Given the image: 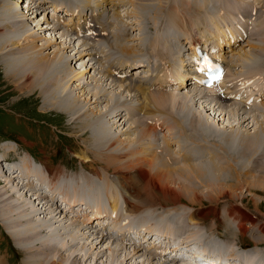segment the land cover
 Returning a JSON list of instances; mask_svg holds the SVG:
<instances>
[{
	"label": "bare ground",
	"instance_id": "6f19581e",
	"mask_svg": "<svg viewBox=\"0 0 264 264\" xmlns=\"http://www.w3.org/2000/svg\"><path fill=\"white\" fill-rule=\"evenodd\" d=\"M9 1L0 0V55H3L5 51L8 53L7 55H10L8 58L0 59L2 60V66L4 67L6 75L10 79H12L15 86L18 87L21 91L23 89H27L28 91H31L30 93H32L37 90L36 92L42 98L43 104L47 107H53L54 109H58L59 107L60 109H63L65 114H67V116L69 117L68 127H72L73 131L77 133L79 130L80 132L83 131L85 134H89L91 138H86L85 140V144L88 145L85 146L87 147L86 149L91 152V154L93 153L94 155H96L97 158H103L107 161V163L103 166L105 170L110 169L108 165L109 163L115 166L113 170L118 174L113 180L116 182V184H121L120 187L124 190L123 198L127 202L125 209L133 213L131 215L136 214L134 218H131V215L129 217L125 216L117 218V216H114L112 218L110 217L109 219L107 218L110 228L103 227V229H101V232H96V234L102 233V240H100L98 244H103L104 239H110L112 244H114L113 240L116 242L125 243V245L130 244L126 241V234L124 232L128 231L129 227H132V225H136L137 223V225H140V227L142 228H148L145 229V231L147 230L146 233L156 232L158 230H160L164 234H169V236H172L173 233H180L182 237H180L181 240L179 243L182 244L181 246H188V253H190V247L193 248V245L195 244L203 245L210 249L204 251L202 250L203 248L197 245V248L195 249L199 250L200 253H197L198 251L196 252L193 249L192 255H194V258L191 261L194 263H196L195 257L197 255L199 257H202L212 254L216 256L219 255L220 258H226L229 260H240V262L237 264H264V245L262 244L264 242V214L258 209L257 206L253 210L248 211V209L244 207L243 203H239L238 200H241V198H245L243 197L244 195L240 196L237 189L234 187L238 186V188H246V190L255 188L264 189V125L259 126L260 122H257L259 117L257 116V113L251 114V110H264V85H259L256 90V95L258 96L260 103L251 105L250 110H244L240 106L241 104L230 106L231 103H235L231 97L232 94L239 95L238 89L235 88H237L240 82L238 76L233 75L232 78L229 79L230 71L228 72V74H226V78L224 74V78L222 79L220 87L218 88L217 92H215V96H217L218 98H215L214 100H203L205 97L203 95V90L200 88L191 90V88L189 87L190 90L188 91H185L186 89H184V92H181L179 94H176L175 92L171 93L172 91L170 89H176L177 91L178 89L183 90V88L187 86L188 80L190 78H193V74H177L175 72L176 64H172L171 61L173 60L172 55L174 53H177V51L175 52V45L171 44V41L175 38L179 39L180 36L176 37L175 34V37H173V35L171 34L173 28L171 27L172 29L170 30L168 26H161L165 29L166 34L163 33L161 39H159L157 43H155L156 46L152 41H147L145 42V44L143 43V46H139L138 44V47H140L141 51L143 52H145L143 48L147 47L148 53L154 56L158 60V62H161L162 67L159 68V66H157L153 70L152 77L145 78L143 76H138L134 79L129 78V74H126L127 71H130L131 74V71L135 67L142 69L145 66L143 62L138 61L142 59V57L138 59V57H140L138 56L140 50L138 53L132 55L131 57H127L132 53H135L134 50L136 49V47L133 46L132 48H130L126 43L118 45L121 49L122 55H120V63H117V59L115 57V55L117 54H114V49H112V47L114 46L111 44L112 42L109 41V37L112 36L110 35L107 28H113L115 32H117L122 28H124V30H128V28L131 27L126 28L127 23L123 22V19H121V17H118L120 18L118 24L115 25L114 22L111 23L112 20H108L106 17H104L105 15L103 16L102 13H95L94 7L91 6L88 0H84L81 1L85 2L82 10H84L87 5L89 7H92L93 10L91 11V18L84 22L79 21L74 23L73 28L72 26H70V24L66 25L72 30L73 33L77 34L79 37L86 36L84 44L90 45H85V48L83 44L78 45V47L76 45L77 52L74 55V58H77V55H81L83 54V52L89 54V49L92 47V49H96V51H99L100 56L102 55L105 59L104 63L100 62L102 68H99L97 72L101 75V77H99L98 79L94 76H91L93 78L92 81L95 83V86L91 94L90 92H88L89 95L92 96V99H89V95L85 96L86 89L81 86L82 83L79 84V87L81 88L78 87V89H83L84 91L82 90V92L84 93L78 91V94H74L68 90L69 82H66V79L68 75L71 74V69L69 67L71 58H67L65 52H62L61 54V49L54 50L53 56L46 55L45 51L52 46L51 42L46 41L39 46L36 32L34 31V29H32L33 26L30 27L29 22H26L24 20L25 18L26 20L30 21L33 16L32 14L35 12V8L37 9L39 8V6H42L43 10H45L44 8L48 9V7L52 5L54 6V13H59L62 6L66 4L67 7L64 9L66 10V13L68 15H74L76 14L77 10H81L80 7L75 8L76 4H78V0H63L61 2L62 6L58 4V2H56L60 0H55L50 3L48 7L45 6L46 3H42L37 6L40 0H36V3H33L32 0H29V12H25L23 9L21 10L18 5H10L11 2ZM41 1L44 2V0ZM73 1L77 2L73 4ZM103 1L104 2L100 4L99 8H103V4L105 3L112 4V7H116L114 8V15L120 16L118 8L123 6V0L119 1L117 4H113L112 1L114 0ZM255 1L256 2L251 3L249 2V0H185V2L183 0H179L178 3H175V6L180 8L184 5L186 7V10H184L186 11V16L184 17L182 15L184 17L182 22L175 27H177L180 31L184 30L189 34V48H191V53H194L195 56V49L199 47V45H201L200 38L195 34L197 32L193 33L196 21H198V23L202 22V24L207 23V26H211L214 19L211 15L214 13H216V15H214L215 17L218 14L220 17L221 15H223V17L225 16V19H228L231 16L242 18L243 15L250 19H257L259 21L257 27L251 26L249 27V30L244 28V32L241 30V27V29L238 31V35H236V33H234L231 29L227 31V33L226 31H219V40H224V42L227 41L226 43L229 46H232L233 44H236L240 40V38L243 39L245 35H248L249 38L262 43L252 45L251 47L253 51L264 52V6L262 5L264 1ZM164 2L165 0H126L125 4L131 3V5L136 8L137 6L138 8L139 6H143L145 7V9L148 8V6L146 5H149V10L153 7L160 10L162 8L163 10L165 9V6L163 7ZM171 3H174V1ZM224 5L228 6L226 11H224ZM239 6L241 9H238ZM189 7L190 11L192 12L187 10V8ZM140 9L142 10V8ZM149 10L144 14H140L137 10L134 11L135 15L139 18V25H143V28L145 25V29H150L151 27L152 29H156V26L161 23V25L170 24L174 26V24L170 22L172 14L170 15V12H167V8L165 10V13L163 12V15H159L153 10L152 12H154L155 15H152L150 14ZM201 13H205L206 16L205 18L203 17V19L200 21V16L197 15ZM78 16H81V14ZM173 17H175V15ZM56 18L54 27L58 28L62 18L58 15ZM165 18L168 20H165ZM233 20L229 23L232 24ZM176 30H174L173 32H175ZM87 31H92V33L86 35L85 33ZM14 33H16V35L12 36ZM125 33L128 36L129 32L127 33L126 31ZM140 34L142 33L140 32ZM116 35L120 36V31L118 34L116 33ZM144 35L147 36V34ZM60 37L63 38V42L67 45L65 47L66 52H68L69 48H74V44L76 41L74 38H72V35L69 32H64ZM183 38L184 36L182 35V41ZM89 39H91L92 41H89ZM209 39L211 38L205 37V40L203 39V43L207 44ZM101 41H103V43H101ZM220 41L217 46L219 47V51H222V48L220 46L223 42ZM105 46L112 50V52H110V55H112L111 65H109L108 61L105 58ZM160 47H163L166 50V53L164 55H160L161 53L158 52ZM96 54L98 56V53ZM245 55V58L250 59L248 54ZM214 57H216V55H214ZM91 59L93 58L90 57L88 62ZM228 64L230 63L228 62ZM255 64L256 66H258V64H261L260 60H257ZM106 66L116 72V82L114 84L117 85L119 89H121V91L119 92L120 94H117L119 97L122 96V100L120 101L119 105V102L113 103L112 108H116V110H118V114L121 111L122 116L124 114L125 117H127L128 115L133 116L135 120L131 122L132 124L129 126V128H131L132 126L135 127L134 131H137V134L136 136H134V138L130 139V143L125 142L124 140L120 139V136L118 137L114 134L112 130L113 126L114 128L120 127L122 124L120 122L123 120V123H125V119L123 117H119L120 119L117 124H114L113 119L112 121L110 120L111 118L108 119L109 114L112 110V108L110 107L111 105L109 106L110 109H107L105 111L98 109L97 111L94 106H90L91 103H96L97 101L101 100L103 96L106 97V94L109 93V89L113 88L114 86L111 85L108 88L102 87V72L103 67ZM203 68L204 66L198 67L197 74L201 75V72H203L205 69ZM148 71L150 72L151 68ZM156 71L157 73L155 74ZM161 71H163V74H161ZM249 72L254 75L246 77L244 79V83H246L254 76L256 78H264V68L251 67ZM78 74L79 73L75 72L73 77L77 81L79 80L82 82L81 77L83 76V78H85V74H80V76ZM155 85L159 86V90L156 89L157 91H152ZM168 90H170V92ZM125 91L128 92V96H126V98H123ZM115 95V93L111 94L106 100L111 103L112 100H114L113 98L115 97ZM129 96L130 99H136L137 97L135 96H139L140 99H137H139L140 103L138 102L139 104L137 105L129 106L127 104V97ZM249 97L250 95L247 94V97L244 99L248 100ZM198 104L203 106V108H206L208 113H210V111L212 110V113H210V115L213 118H215V116L217 115L218 118L216 119H218L219 122H208V120L205 119L206 114L203 111H199L196 109V106ZM117 113L116 115H118ZM166 113H168V115ZM183 113H186L184 117L188 116L191 118L192 124H184L181 122ZM262 113H264V111H262ZM235 115L238 116V118H233V116ZM227 118L234 120L236 122V125H234L235 123H231L232 125L230 124L223 126ZM220 122L222 123V125H220ZM246 122L249 126L251 125V128L249 129H253V132L250 134L241 133L238 131L241 127H244L242 125ZM83 127L85 128L82 129ZM89 129L94 130V133ZM164 129H167L168 131L164 133ZM187 131H190L189 135L187 134ZM129 132L130 130H128V132L121 133L124 135V133L129 134ZM141 136L142 140H144L145 146L147 142L150 147H152L151 150H154L152 157L153 162L151 164L149 163V159L145 164L146 158L143 156L145 155V152H143L144 150L141 144V140L136 138ZM158 137H161L160 141L165 139L166 143L164 145H158L157 143L154 145L155 142L152 139ZM180 137H184L185 141L181 140ZM209 142H212V144ZM174 144H176V147L173 148L172 146ZM2 146H5V148L9 147V151H11L10 149H14L13 147H11V145ZM102 148L105 150H102ZM113 148L117 150H115V152H107ZM82 152L83 153L81 154V156L83 158H89V153H87V151L82 150ZM117 152L119 153L115 154ZM19 156L17 158H19ZM125 157H127L128 163L127 161H124ZM111 159L113 160L109 162L108 160ZM155 161H159V163L156 164ZM22 163L24 165H22ZM30 163V159L29 161H24V159L18 160V162L16 161L19 169L16 171V174L20 181H18V179H16L12 174H8V176L6 175V177H4V173L1 172L3 171V169L0 170V180L5 182V185L3 184L2 188H4L6 192L8 191L7 194L5 193V191L0 190V224L3 226L4 230L8 231L9 236L14 242V245L24 251L23 253L25 254L21 262L23 264H90L88 263L89 261L87 262V260L91 257L93 258L90 261L96 259L97 262V260L101 256H98L99 253L95 252L100 251V249L97 251H93L92 249L94 248L92 247V253L90 251V253H88L89 256L86 257L87 259L85 258L86 260L84 261L85 256H81L79 259V253L77 251H73L72 248L75 244H78L77 241L80 238V232H84L83 234H85L86 232L84 228H78L77 221H79V219H83L84 225L88 226L90 222L94 221L93 218L104 217V211H102V189H104L105 186L103 184L101 186L97 181L92 183L93 174L91 176L83 169H77L74 173V176L68 172H63L59 167H53L51 165L48 166L47 163H45V170L43 171L36 169L34 163H32V165ZM124 165L127 170L122 169V166ZM166 166H170L172 168L179 167L176 170V173L178 172L180 174L182 173V170L185 169L186 172L183 174L184 181H182L180 184L178 182L179 185L177 186V181L171 179V173H169L170 169ZM202 166L204 168H202ZM10 167L11 166H9L8 169H12ZM4 171L7 172L8 170ZM93 172H96L94 175L100 174L97 171ZM32 174V177L35 176L36 179V183H33L32 185L31 182L25 183V180H22V178H20L22 177V175H25V177L29 179L31 178ZM59 174L62 175V177H59ZM196 178H199V180H197L198 182L201 181V183H206L208 185L206 187L207 189H202V193L199 192L202 191L200 190L201 187H198L201 185L200 182H197L196 184L194 183V180ZM177 179L181 180L178 175ZM44 181L47 182L48 188L50 190L55 188L54 193L63 194L62 189L66 191L65 195L63 194L66 201L65 205L69 204V207H71L70 209H73L72 207H78V220L77 218L75 219V217L72 216L70 217L71 222L69 225L68 223H65L63 225V223L67 221L63 218L62 222H59V219H61V215H59L60 210L57 209L58 207H56L59 205H55V203H53L50 199V195L53 193H48L47 191L44 192L40 188L41 186H43L42 183ZM35 185L40 189L34 187ZM55 185L61 188H57ZM89 186H94L95 188L89 190ZM105 193L106 192H104V194ZM31 196L33 197V199L31 198ZM205 196L208 198V202L216 204L220 203V198H225L226 203H228V206L226 208L227 211H225L224 215V219L228 218L226 223L228 225H237V229L235 231L238 232L242 238H246V236L249 235V237L252 238L251 240H253L252 244L244 243L245 241L241 242V240H239V242L235 244L233 243V240L231 241L228 238L222 236L215 239V233L221 232V229L218 226L214 228L207 225L206 228H204L205 230H196L195 228L190 230V226L192 225L199 227L205 224V219L211 213H214L216 216V218L213 217L216 221V224H222L223 220L217 222V214L220 211L218 209L219 206H205L206 208L202 206V201L204 200V198H206ZM53 197L55 196L53 195ZM79 198L85 201V205L87 203H93L94 205H96L94 211H90L86 207L85 211H83V208L80 209L79 204L81 203V200L79 202ZM183 198L189 201L186 206L189 208L192 207L193 211L187 212V209L182 206L180 207V205L183 204ZM234 198L238 199V203L236 205L231 204V200L236 201ZM55 199H57V197H55ZM111 204L112 214L118 215L117 199H114L113 197ZM199 204L200 208H196ZM51 205L54 208L53 210H49ZM65 205H63L64 210H66L65 208H68V205L67 207H64ZM55 209L58 210V212L55 211ZM60 209H62V207ZM162 210L164 213L160 214L159 212ZM251 211H254L256 213H251ZM65 216H68V214H63V217ZM2 220H4V222ZM147 223L150 224L148 225ZM171 224L175 226L173 227ZM66 226H69V228L71 229L78 228L80 231H74V229L67 230ZM168 227H170V229H168ZM61 229H64V231L62 232ZM184 230L185 235L182 234ZM105 231L110 234L109 238H106L107 235L105 234ZM229 232H232V230L230 229ZM64 235H67L66 241H64ZM68 235H70V238L68 237ZM186 235L187 239H184ZM169 236L167 238H169ZM89 237L92 239L93 246L95 243L97 244V242L94 241L96 237H94L91 233ZM151 239L152 236L150 237V240ZM226 242H228L229 245H227ZM236 245L250 247L248 248V252H246V260L243 261L241 259ZM130 246L134 247L135 252L131 256L127 255V253L123 251L124 247H108V249L111 251L108 256V259L111 260L110 263L122 264L123 261L120 262L119 259V254L122 253V251L125 252L126 256H130L129 258H133L135 254L146 252L151 255L152 258H150V260L153 263L157 264L158 262L154 261V259L165 260L163 256L157 257L152 253V250H155L156 248L157 254L159 253V243L156 244L155 242H147L144 245V243L138 241L137 244L131 243ZM220 249L226 250L222 252ZM161 254L165 255L164 253ZM140 257H142V255H140ZM188 260L189 259L177 261L173 259L171 262L172 264H181V262L183 264ZM0 264H4L2 259H0ZM161 264H163V262Z\"/></svg>",
	"mask_w": 264,
	"mask_h": 264
},
{
	"label": "rangeland",
	"instance_id": "374dc122",
	"mask_svg": "<svg viewBox=\"0 0 264 264\" xmlns=\"http://www.w3.org/2000/svg\"><path fill=\"white\" fill-rule=\"evenodd\" d=\"M7 1H9V0H7ZM32 1H33V3H36V0L35 1L32 0ZM47 1L52 3L55 0H44V2H42L40 0V2L38 3L37 6H39L42 3H47ZM60 1H63V0H60ZM80 1H84V0H78V4H76L75 8L80 7L81 10H77L76 14H74V15H80L81 14V16L84 18L86 16L85 12H87V11H86V9L82 10V8H83V6L85 4H82V7H81V5H79ZM119 1H121V0H114L112 2H113V4H117L115 2H119ZM125 1L126 0H123L122 1L123 6L119 7L120 16H115L114 15V10L111 9V6H109V4L107 5V3H105V4H103V6H104L103 8H99L100 4L102 2H104V1L103 0H91V2L93 4L98 3L97 4L98 5L97 12H101L102 14L105 15V17L108 20H112L111 23L114 22L115 25L118 24V22L120 21V18H118V17H121V19H123V22L127 23L126 24V28H128V27L133 28V29L128 28V30H124V28H122L121 30H118L117 32H115V30L113 28H107L109 30L110 35L112 36V37H109V41L112 42L111 44L114 46V47H112V49H114V54H117V55H115V57L117 59V63H120L119 62L120 55H122L121 54V49H120V47L118 45H121L122 43H126L127 46L129 45L128 47H130V48H132L133 46L136 47V49L134 50L135 53H132L131 55H129L127 57H131L132 55L138 53L139 50H140V52L138 53V56H140V57H138V59H140L142 57L141 62H144L147 65V66H145L146 68L145 67H144V69L142 68L143 70L142 69L140 70L138 68H134V71L131 72V77L128 76L129 78L136 77V76H139V75H142L144 77L151 76L150 73L152 72V69L157 66L158 60L154 56H152L150 53H148L147 47L143 48L145 52L141 51L140 47H138V44H139V46H141V45L143 46L145 44V42H147V41H152L154 44L157 43V41L159 39H161V36H163V33L166 34L165 29L162 28L164 26H168L170 28V30L173 28L172 32H171L173 37H175V34H176V37L180 36L179 39L175 38L174 40L171 41V44L175 45V52L177 51V53H174V55H175L174 57L172 55V58H174L175 60H177L180 63L179 66H180L181 69H186L187 71L190 72V74H192L191 73L192 71L193 72L197 71V67H195V65H193V62L191 63V50H190L191 48L189 49V45L190 44L187 41V40H189V39H187L189 34L187 32H185L184 30L180 31L177 27H175L176 25L178 26V24L181 23L183 18L186 16V11H184V10H186V7L184 5H183L184 8L182 6L180 8L175 6V3H178L179 0H165V2L163 3V7L165 6V9H163L164 11L162 10V8L160 10V9H155L154 7H153L154 9L152 8V9L149 10L148 9L150 7L149 5H146V6H148V8H146V9L143 6H139V8L137 6V8H136L133 5H131V3H126L125 4ZM127 1H129V0H127ZM173 1H174V3H171ZM183 1L185 2V0H183ZM251 1H255V0H251ZM251 1H249V2H251ZM9 2H11L10 5H12V4H13V6H14V4L18 5V7L21 10L22 9L24 10L23 3L25 2V0H22V1L21 0H10ZM76 2L77 1H73V4H75ZM185 4H188V3H185ZM110 5H112V4H110ZM262 5L264 6V2L262 3ZM64 6H62V7H64ZM225 6H227V5H224V7ZM53 8H54V6L51 5V6L48 7V9L44 8L45 10H43V7L39 6V8H37V9L35 8V12L32 14L33 16L30 19V21L26 20L25 18H24V20L26 22H29L30 27L33 26L32 29H34V31L36 32V36H37V40H38L39 46L42 45L43 43H45L46 41H50L51 42L52 46L49 47L45 51L46 55L53 56L54 55L53 54L54 50L61 49L62 50L60 52L61 54H62V52H65V54L67 55V58H71L70 59V63H69L70 64L69 67L71 69V74L68 75V77L66 79V82H69L68 90L70 92L74 93V94H78L77 93L78 91L79 92L81 91V93H84V92H82L83 89H78L79 84L82 83L81 86H83V88L86 89L85 96H88L89 95L88 92H90V94H91L93 89H94V86H95V83L92 81L93 78L91 76H94V77H96L98 79H99V77H101V75L98 74L97 72H98L99 68H102V65H101L100 62L104 63L105 59L103 58L102 55L101 56L100 55L97 56V54H96V56H93V52L96 51V49H92V47L89 49V51H90L89 54L83 52V54L77 55L78 57L74 58V55L77 52L78 45L83 44L84 48H85V45L90 46L89 44H84L85 38L84 39H78V41L75 40L76 42L74 44V48H69L68 52H66L65 47L67 45L63 42V38H61L60 36L64 32L65 33L69 32L71 35H73L74 33L72 32V30L67 25H66V27L68 28L69 31L66 30V29H60V27H58V28L54 27V23H56V21H55L56 20L55 19L56 12L54 13ZM113 8H116V7H113ZM140 8H142L143 11ZM166 8H167V12H170L169 13L170 15L172 14L170 22L173 23L174 26H172L170 24H167V23H166L167 25H165V24L161 25L162 24L161 23L158 26H156V29H152V27L150 29L149 28L145 29V25H144V28H143V25H141V24L139 25V21H138L139 18L135 15V12H134V11L137 10L140 14H144V13H147V11L149 10L150 14H152V15H155V13H157L159 15H163V12L165 13ZM63 9H65V8H63ZM238 9H241L240 6L238 7ZM29 10H28V12H29ZM152 10L155 13L152 12ZM157 10H158L159 13L157 12ZM187 10L190 11V7L187 8ZM174 11L177 12V13H175ZM77 12H78V14H77ZM179 12L181 13V15H180ZM190 12H192V11H190ZM173 13H174L175 17H173L174 16ZM83 14H85V15H83ZM91 14H92V12H91ZM60 15L64 16V18H65L64 20L65 21L66 20H71V21L72 20H76L77 21L78 17L80 19L82 18L81 16H78V17L74 18V17H71L69 15H64V12L62 10H61ZM87 15H90V10H88ZM188 15H190V14H188ZM214 15H216V13L211 15L212 18H214L213 19V23H212L211 28H210L212 31H215V29L213 27H215L217 24H220V26H221V28L223 30L226 29L227 27H229L228 26L229 22H231L234 19V18H232L230 21H227V20H224L225 16L223 17L224 19H222L218 14H217L216 17ZM90 16H92V15H90ZM197 16H200V21H201L203 19V17L205 18L206 15H205V13H201V14H199ZM221 16H223V15H221ZM90 18L91 17H88V18H86V20H88ZM24 20H22V21H24ZM165 20H168V19L165 18ZM234 20H233L234 23L232 22V24L230 23V25L233 26V27H239V30L241 29V27L243 25L245 26V28L247 30H249V27H251V26L252 27H257L258 22H259L257 19H250V18H248L246 16H243V15H242V21H240L238 19H234ZM141 21H142V19H141ZM211 21H212V19H211ZM82 22H84V21H82ZM74 23H76V22L75 21L71 22V23L69 22L67 24H70V26H72V28H73V24ZM135 23H137L138 25L135 24ZM196 23H195V26H194L193 33L197 32L195 34H198V36H200V34L202 35V33L206 32V29H208L210 27V26L206 25L207 23H205V24L203 23L202 24V22H200L201 23L200 24V23H198V21H196ZM38 24H39V26H38ZM189 25H190V23H189ZM174 30H176L175 31L176 33L173 32ZM237 30L234 33L237 34L238 33ZM119 31H120V36H117L116 33L118 34ZM126 31H127V33L129 32L128 36L125 33ZM145 31H147L148 33L145 32ZM140 32L142 34H140ZM177 33H178V35H177ZM226 33H227V31H226ZM144 34H147L148 38ZM180 34H182L183 36L186 35V37L183 38V41L181 40L182 39V35H180ZM14 35H16V33H14L12 36H14ZM159 36H160V38H159ZM244 38H243V40H239L236 44H233L231 47H229L226 44L223 45V47H224L223 51L226 52V53L223 52V54L225 56H227V59H226L227 63L230 62V64H231V67L228 66L227 70H229V71L231 70V73L233 72L232 73L233 75H246V74H249L250 73L249 70H250L251 67L264 68V56H263L264 52H262V51H253V49L251 47L252 45H256V44L261 43V42H258V41L254 40V39H251V38H249V36H244ZM132 39H134V40H132ZM122 40H124L126 42H124ZM89 41H92V40L89 39ZM101 43H103V41H101ZM178 43H180V44H178ZM76 45H77V47H76ZM83 45H82V48H83ZM5 46H7V45H5ZM155 46H156V44H155ZM176 46L179 49H177ZM8 48H9V46H8ZM63 48H64V50H63ZM107 50L109 51V53H108ZM110 52H112V50H110L108 47L105 46L104 47V54L106 55L105 58L108 61L109 65H111V60H112L111 59L112 55H110ZM158 52L161 53L160 55H164L166 53V50L163 47H160ZM217 52H218L217 56L221 57V52L216 51V53ZM7 54L8 53L5 51V53L3 55H0V59L8 58L10 55H7ZM245 54H248L250 59L245 58V56H246ZM2 56H4V57H2ZM90 57L93 58V59H91L88 62ZM172 58H170V59H172ZM257 60H260V63H261V64H258V66H256V64H255V62ZM147 61H148V63H147ZM113 62H114V60H113ZM115 62H116V60H115ZM0 63H1L0 64V141L3 140V139H6V138L15 139V140L20 142L21 151L22 150H26L30 154L32 153L33 155H35L37 160H39L40 162L43 161V162H41L42 165H40L38 162H36L34 160V157L32 155H30V154L28 155L25 152H21V155L19 156V158H17L16 155H18L20 153H19V151L17 149H16V152H15V148H14V146H15L14 144L15 143L14 142H12V143L11 142L1 143L0 144V170L3 169V171H1V172L4 173L3 176L6 177V175L8 176V174H12V175H14V177L16 179H18V181H20V179L18 178V176L16 174V171L19 170L18 169V164H16V161L18 162V160H23V159H24V161H29V159H30V162H31L30 164L32 165V163H34L35 168L38 169V170H41V171L45 170L44 166H45V163H47L48 166L51 165L53 167H59V168H61V170L63 172H68V173H70V174H72L74 176H75L74 173H75V171L77 169H83V170L86 171V173H88L91 176L93 174L92 183L97 181L101 186L103 184L106 187V188L104 187V189H102V193H103L102 194V197H103V208L102 209L104 210V214H106L104 216L105 219H103L104 217L103 218H97L96 217L98 220L94 219V221L90 222L88 224V226H87V225H84L83 219H79L78 218L79 215H77V209H78L77 207H72L73 209H71V211H67V208H65L66 210H64V208H62L61 211H60V214H59V215H61V219H59V222H62L63 219L64 220L66 219L67 221L66 222L63 221L64 222L63 225L65 223H68V225H69L70 222H71V218L70 217L74 216L75 219L76 218H77V220L79 219V221H77L78 228L82 227V228H84L86 230L85 234H83L84 232L83 233L80 232L81 235L79 234L80 238L77 241L78 244H75L72 249H73V251H77L80 254V255L78 254L79 259H80L81 256L82 257L85 256L84 257V261L87 259L86 257L89 256L88 253H90V251L92 253V250L93 251H97V250L100 249V251H97L95 253H99L98 256H101V257L97 260V262H96V259L93 260V261H90V260H92L93 257L89 258L87 260V262L89 261L88 263H90V264H99V263L100 264H104V263L111 264L110 263L111 260L108 259V256H109L111 251L108 249V247H111V248H114V247L115 248H119V247L123 248L124 247L123 251H125L127 253V255H130V256L133 255L135 253L133 246L130 247L128 245H125V243L116 242L113 239L112 240H113L114 244L111 243L110 239H107V240L104 239L103 240V244H98L99 241L102 240V233L101 234H96V232H101V229L99 227L100 221L103 222V224H102L103 227H109L110 228V226L108 225V219L110 217L112 218V216H113V215H111L112 214V212H111V209H112L111 202L113 200V197H114V199H117V201H118V213L120 215H125V213H128L127 209H125L126 205H125V203H123V202H125L124 198H123L124 190L120 187L121 184H116V182L113 180L115 178V176H117V174H118L117 172H114V170H113L115 168V166H113V165H111V163H109L108 165H109L110 169L109 170H105L103 166L107 163V161L105 159H103V158H97L96 155H94L93 153L91 154V152H89L86 149L87 147H85V146H88L87 144H85L86 138H88V139L91 138L89 136V134H87V133L85 134L83 131L80 132L79 130L76 133L75 131L72 130V127L69 128L68 127V123H69L68 119H69V117L67 116V114H65L63 109H60L59 107H58V109H54L53 107H47L46 105H44L42 98L36 92L37 90H35L32 93H30L31 91H28L27 89H23L21 91L18 87L15 86V84L12 81V79H10L6 75L4 67L2 66V60H0ZM245 67H248V68H245ZM74 68H75V70H74ZM126 68H127V66H126ZM150 68H151V71L149 72L148 70H150ZM229 68H231V69H229ZM83 69H84V71H83ZM247 69H248V71H247ZM79 70H82V71H79ZM75 72L79 73L78 74L79 76H80V74H85L84 75L85 78H83V76L81 77L82 82L79 81V80L77 81L76 79H74L73 75L75 74ZM128 72H130V71H128ZM147 72H149V73H147ZM102 74H103V80L101 82L103 84L102 87L103 88H108L111 85H114V86H113V88L109 89V93L106 94V97L103 96L104 99L102 98L101 100L97 101L96 103H91L90 106H94L96 110L98 109V110L105 111L107 109L108 110L110 109L109 108L110 105H111L110 107L112 108V104L115 103V102H119L118 103V105H119L120 101L122 100L121 99L122 96L121 95H120L121 97L118 96V94H120L119 92L121 91V89H119V87H117V85L114 84L116 82V80H115L116 79L115 78L116 72L113 69H109L106 66V67H103ZM134 74H136V75H134ZM144 74L147 75V76H145ZM196 85L197 84L193 83V82L191 84L190 80H189V84L187 85V87L183 88V90L182 89H178V91H177V90H172L171 89V91H172V93H174V92L175 93H181V92H184V89H186L185 91L190 90V88H191V90L194 89L193 86H196ZM156 87L157 88H155L154 90L158 89V85H156ZM79 88H81V87H79ZM169 92H170V90H169ZM239 92H241V89L239 90ZM114 93L116 94L115 97L113 98L114 100H112V98H111L112 102L109 103L106 99H108L109 96L111 94H114ZM85 96H82V97H85ZM126 96H128V92L125 91L123 98H126ZM135 97L139 98V96H135ZM127 98H128V100H127L128 103L127 104L129 106L130 105H137V104L140 103L139 102L140 98L139 99H137V98L136 99L135 98H131L130 99V96L127 97ZM89 99H92L91 95H89ZM115 99H116V101H115ZM234 101L239 102L237 104H239V105L241 104V106H243V102L241 101V99H234ZM233 104L234 103H231L230 106H232ZM196 109L199 110V111H203L206 114L205 115V119L208 120V122H211V121L219 122V120L216 119V118H218L217 115L215 116V118H213L210 115V113H212V110L210 111V113H208L207 109L203 108V106H201V105H200V107L197 105ZM262 111H264V110H262V109L261 110H256V111L251 110V114L257 113V116H259L258 117L259 121L257 120L258 123L260 122L259 126L264 125V124H261V123H264V121H263L264 120V116H260L261 115L260 113H262ZM3 112H4V114H3ZM117 112H118V110H116V108H112L108 119L111 118L110 119L111 121L113 119L114 124H117V122H119V119L121 117H123L125 119V121H124L125 123H123V120H122L120 122V123H122L121 126L120 127H115V128L113 126L112 130H113V132H114V134L116 136H118V137L120 136V139L124 140L125 142H129L130 143L131 142L130 139L134 138V136H136V134H137V131H134L135 127L132 126L131 127L132 129L129 128V126L132 124L131 122L135 121L134 117L131 116V115H128L127 117H125V114L122 116L121 111H120L119 114ZM116 113L118 115H116ZM166 114L168 115V113H166ZM262 114H264V113H262ZM185 115H186V113H183V116L181 117V122L184 123V124H188V123L192 124L191 118L188 117V116L184 117ZM212 115H214V114H212ZM233 118H238V116L235 115V116H233ZM228 119L229 118H227L225 120L226 124L224 123L223 126L230 125L231 123H235L234 125H236V122L234 120H232V119L228 120ZM220 125H222V123ZM242 126H244V127H241L238 130L239 132L248 133V134L253 132V129H249V128H251V125L249 126L247 124V122L244 123ZM84 128L85 127H83L82 129H84ZM89 130H91L94 133V130H92V129H89ZM128 130H130L129 134H125L124 133V135H123L121 133V132H128ZM166 131H168V130L166 129L163 132L166 133ZM187 132H188L187 134L189 135L190 131H187ZM184 137L183 138L180 137L181 140L185 141ZM82 138H83V140H82ZM136 138L141 140V144H142V147H143V150H144L143 152H145V155H143L146 158L145 164L148 162V159H149V163L151 164L153 162V158L152 157H153L154 150H151L152 147H150V145L147 142H146V146H145L144 140H142V136L141 137H136ZM160 139H161V137L152 139L155 142L154 145L156 143L158 145H160V144L164 145L166 143L165 139L162 140V141H160ZM209 143L212 144V142H209ZM2 145H7V146L11 145V147H13L14 149H10L11 151H9L8 150L9 147L5 148V146H2ZM89 146H91V145H89ZM172 147L173 148L176 147V144H174ZM82 150H85V151H87V153H89L88 154L89 158L88 157L83 158L81 156V154L83 153ZM102 150H105V149L102 148ZM115 150H117V149L113 148V149H111L110 151H107V152H115ZM118 153L119 152H117L115 154H118ZM14 160H16V161H14ZM112 160L113 159L108 160V161L110 162ZM124 161H127V163H128L127 157H125ZM4 162H5V164H4V167H3L2 164ZM155 163L158 164L159 161H157V162L155 161ZM163 163H164V161H163ZM12 165H13V167H10L12 169H8L9 166H12ZM15 165H17V166H15ZM22 165H24V164L22 163ZM5 166H8V168L7 167L5 168ZM166 167H168L170 169L169 173H171L170 174L171 175V179L177 181L176 182L177 186L182 181H184L183 174L186 172L185 169L182 170V173L180 174L178 172L176 173V170L179 167H175V168H172L170 166H166ZM14 168H15V172H14ZM91 168L93 169V171H97L100 174L94 175L96 172H93ZM202 168H204V167L202 166ZM122 169L127 170L125 165L122 166ZM4 170H8V171L6 172ZM177 175H178V177L181 178V180L177 179ZM32 176H33V174L31 175V178L27 179L25 177V175L24 176L22 175V177H20V178H22V180H25L24 181L25 183L31 182V185H32L33 183H36L35 176L34 177H32ZM58 176L62 177V175H60V174ZM71 178H73V177H71ZM197 180H199V178L198 179L196 178L194 180L195 182L194 181L193 182L196 184L198 182ZM178 182H179V184H178ZM199 182L201 184L200 186H198V187H201L200 190H202L204 188L207 189L206 187L208 185L206 183L203 184V183H201V181H199ZM4 183H5L4 181L0 180V188H2V185ZM42 184H43V186L40 187L41 190L46 192V190L48 189V191H47L48 193H53V194L50 195V199L52 200L53 203H55V205H57V204L59 205V206H56V207H60V206L63 207V205H65V203H66L65 197H64L66 191L64 189H62L64 195L60 194V193L59 194L58 193H54L55 192L54 191L55 188L50 190L48 188L47 182H45V181ZM89 185H94V184H89ZM173 186H176V185H173ZM203 186H205V187H203ZM34 187L38 188L36 185ZM56 187L57 188H61V187H58V186H56ZM234 187L237 189V191H238L240 196L244 195L243 197L245 199L241 198V200H238V199L234 198L236 201L231 200V204L236 205L238 202L239 203H243L244 207L247 208L248 211L249 210H253L257 206L258 209L264 214V189L263 188H258L259 190L256 189V188L255 189H249V190L247 189L246 190V188L240 189V188H238V186H234ZM40 188H38V189H40ZM94 188H95L94 186H89V190L90 189H94ZM0 190L5 191L4 188H2ZM104 192H106V193L104 194ZM199 192L202 193L203 190L199 191ZM5 193L8 194V191L7 192L5 191ZM71 194H74V193H71ZM53 195L55 197H57V199L59 197L60 201H63L64 204H63V202H60L59 200L55 199V197H53ZM31 198L33 199L32 196H31ZM80 200H81V203L79 204V206H80V209H81L82 206L85 205L84 204L85 201H83V199L79 198V202H80ZM237 200H238V202H237ZM182 201H183L184 205H187V203L189 202L185 198H183ZM202 202H203L202 206L204 208H206L207 206H211V205L219 206L218 209L220 211L217 214V222H220V221L223 220L222 224L220 225V224H214L213 223L214 225H208L209 227H214V228L218 226L221 229L220 233H215V239L216 238H220V236H222V237L228 238L231 241L233 240L234 241L233 243H235V244H237L239 242V240H241V242H244V240H243L244 238H242L241 235H239V233L235 231L237 225H233V224H229L228 225L226 223L228 218L224 219L225 211H227L226 208L228 206V203H226L225 198L224 199L220 198V203L219 204L208 202V198L207 197L204 198V200ZM67 205L68 204H66L64 207H67ZM93 205H94L93 203H91V204L87 203L86 204V208H88L90 210L91 206H93ZM181 206L182 205H180V207ZM190 206H192V205H190ZM197 206L198 207H196V206H194V207L200 208V204L197 205ZM184 207H185V209H187V212H191L192 209H193L192 207H190V208L187 207V206H184ZM53 209L54 208L51 205L49 210H53ZM55 211L58 212V210H56V209H55ZM48 213H50V212H48ZM159 213L163 214L164 212L162 210ZM251 213H256V212H254V211L252 212L251 211ZM63 214H68V216L63 217ZM118 217H120V216H118ZM209 217H211L210 221H212V219H214L213 217L216 218L215 214H211ZM100 219H102V220H100ZM80 220H82V221H80ZM2 221L4 222V220H2ZM155 223H157V222H155ZM206 223L207 222L205 221V224ZM147 224L149 225L150 223H147ZM147 224H145V225H147ZM55 225H59V224H55ZM172 226L174 227L175 225H172ZM66 227H67V230H73V229H74V231L79 230L78 228H72L71 229V228H69V226H66ZM234 227H235V229H234ZM190 228H191V226H190ZM168 229H170V227H168ZM230 229L232 230V232H229ZM61 230H62V232L64 231V229H61ZM201 230H205V229H201ZM227 232H229V233H227ZM66 233H68V232H66ZM90 233L94 237H96L94 241L97 242V244L95 243L94 246L92 244V239L89 237ZM105 234L107 235L106 238H109L110 234H108V232H106V231H105ZM8 235H9L8 231L4 230L3 226L0 224V259L3 260L4 264L5 263L6 264H23L21 261H22V258L24 257V254H25V253H23L24 251H22L21 249L17 248L14 245V242H13L12 238L10 236H8ZM237 236H238L239 240L237 239V241H235L234 237L237 238ZM68 237L70 238V235H68ZM66 239H67V235H64V241H66ZM184 239H187V235L184 237ZM251 239L252 238L249 237V235H247L245 240H249V241H245V242H247L249 244L250 243L252 244L253 240H251ZM80 241H81V243H80ZM111 244H112V246H111ZM226 244L229 245L228 242H226ZM262 244L264 245V242ZM85 245H87V246H85ZM197 245L198 244L193 245V248L190 247V249H189L190 254H192L193 249L196 252L198 251L197 253H200L199 250L195 249V248H197L196 247ZM79 246H80V248H79ZM198 246L203 248L202 250H204V251L210 250L209 248H207V247H205L203 245H198ZM77 247H78V250H77ZM92 247L94 249H92ZM230 247H231V245H230ZM237 249L239 250L240 247H238ZM220 250L223 252L226 249H220ZM246 250H247L246 252H248V249H246ZM123 251H122V253L119 254L120 262L123 261L122 264H157V263H153L150 260V258H152V257H151V255H149L146 252H141L142 254L141 253L140 254H135L133 258H129L130 256L129 257L126 256L125 252H123ZM187 252H188V249H187ZM214 254H216V253H214ZM140 255H142V257H140ZM144 255H147V257L144 256ZM137 259H139L140 261H138ZM157 262H158V264H161L162 262H163V264H166V263H164V261H161V262L157 261ZM175 263H176V261H175ZM185 263L189 264V263H194V262L188 260ZM185 263H183V264H185ZM167 264H172V262L171 263H167ZM181 264H182V262H181Z\"/></svg>",
	"mask_w": 264,
	"mask_h": 264
}]
</instances>
